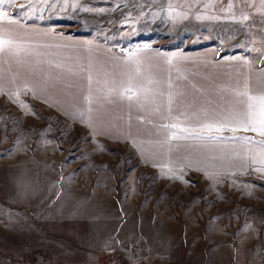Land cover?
<instances>
[{"label":"rangeland","instance_id":"obj_1","mask_svg":"<svg viewBox=\"0 0 264 264\" xmlns=\"http://www.w3.org/2000/svg\"><path fill=\"white\" fill-rule=\"evenodd\" d=\"M0 11L16 21H0L14 41L0 50V264H264V174L233 173L240 132L228 135L234 156L206 159L205 137L192 138L183 105L175 127L154 120L141 149L91 141L78 121L97 103L93 84L110 54L138 61L148 50H175L189 69L192 51L202 50L234 69L255 57L264 65V0H11ZM139 104L128 120L141 116ZM92 153L100 156V206L123 214L133 200L164 211L152 230L126 237L137 250L88 248L89 224L66 204L75 199L78 163ZM221 166L230 173H209Z\"/></svg>","mask_w":264,"mask_h":264},{"label":"crops","instance_id":"obj_2","mask_svg":"<svg viewBox=\"0 0 264 264\" xmlns=\"http://www.w3.org/2000/svg\"><path fill=\"white\" fill-rule=\"evenodd\" d=\"M173 51L175 50L167 52L148 50L147 58L144 60L145 57L141 55L138 61V55L134 54L119 57L109 53L110 58L104 57L111 62L103 63L105 71L101 73L98 82L95 81L93 84V91L99 90L95 96L97 103L84 111L81 118L78 117L79 122L83 121L88 126L89 139L97 142L133 141L137 142L141 149L140 143L151 140L149 128L155 125L154 120L157 119L156 125L164 127L165 124L167 127H173L175 124L172 118L176 117L180 105H183L190 119L194 121L195 127L192 133L196 136L192 138L196 141L198 136L205 137L201 139L207 143L204 146L206 152L204 151L202 156L205 155L206 159L221 160L234 156L228 135L240 132L242 162H240V171L233 173L240 174V178L249 174L263 175L264 162L259 161L258 164L253 160L258 155L264 157L262 135L251 130L245 131L238 123L242 118L241 114L247 111L248 96H264L262 61L255 57L246 61L249 64L244 65L241 62L234 69L227 62L230 60L227 57L215 60L214 56L203 55L202 50H194L192 52L196 53L188 63L189 69H186L181 64L178 65L180 57L178 52ZM127 95L130 96V100ZM138 102L142 111L141 116L138 117L137 114L135 120H128L127 118L131 116L128 113L129 107ZM252 103L256 105L255 111L259 113L258 101L254 100ZM205 125H211V130L204 127ZM221 125L223 131H217L216 128ZM233 127H237L238 130L231 131ZM189 153L193 158L198 155L196 149H192ZM85 158H90L92 161H84ZM85 158L83 157L81 159L83 162L78 163L76 167L75 199L66 201V204L77 206L76 218L89 224L87 247L92 250L114 247L124 251L130 250V247L132 251L139 249L140 243L135 242L130 245V242H126V237L133 230L141 232L140 229L145 225L152 230L154 217L157 222L164 221L162 216L164 211L161 210L159 213L154 211V213L151 207L149 210L146 207L138 208L133 200H124L126 202L123 206V214L119 206L111 209L105 204L100 206L98 193L101 188L100 174L95 171L94 166L100 161L97 160L100 156L92 153V156ZM246 160L250 161L247 166L244 163ZM209 173L217 175L230 172L226 167L221 166L212 169ZM138 213L142 214L139 216ZM72 214L73 210L70 209L67 217L72 218ZM139 220L145 224L137 223L138 227L135 229L134 223ZM118 227L121 228L119 238H117ZM156 228L164 231V228L157 224Z\"/></svg>","mask_w":264,"mask_h":264},{"label":"snow or ice","instance_id":"obj_3","mask_svg":"<svg viewBox=\"0 0 264 264\" xmlns=\"http://www.w3.org/2000/svg\"><path fill=\"white\" fill-rule=\"evenodd\" d=\"M5 2L11 3V0H0V5L4 4ZM7 21L8 24H13L16 21L9 18L8 14L4 11H0V21ZM0 31L3 32V36H0V50H3L6 46H12L14 41L11 38H4L9 37L10 33L9 30L6 28H0ZM243 95H247V93H243ZM249 103L247 105V111L241 114V120L238 122L245 131L251 130L253 132H258L260 135H264V96L260 97H253L248 96ZM258 101L260 105V111L257 113L255 111L256 105L252 103V101ZM257 124L259 127H257ZM175 127V125H173ZM204 127L211 130V125H205ZM217 131H223V126H219L216 128ZM237 127H233L231 131H237ZM247 139V138H245Z\"/></svg>","mask_w":264,"mask_h":264}]
</instances>
